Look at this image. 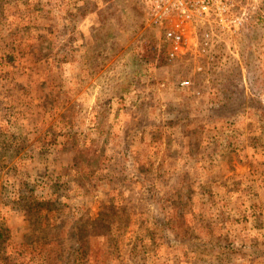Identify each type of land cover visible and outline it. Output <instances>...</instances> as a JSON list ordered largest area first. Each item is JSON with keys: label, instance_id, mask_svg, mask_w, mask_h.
<instances>
[{"label": "rangeland", "instance_id": "1", "mask_svg": "<svg viewBox=\"0 0 264 264\" xmlns=\"http://www.w3.org/2000/svg\"><path fill=\"white\" fill-rule=\"evenodd\" d=\"M146 17L0 0V264H264V0Z\"/></svg>", "mask_w": 264, "mask_h": 264}, {"label": "built area", "instance_id": "2", "mask_svg": "<svg viewBox=\"0 0 264 264\" xmlns=\"http://www.w3.org/2000/svg\"><path fill=\"white\" fill-rule=\"evenodd\" d=\"M144 5L147 11L146 20L158 28L169 46V57L181 51V22L190 19L223 20L233 5V0H135ZM204 18V19H203ZM205 36L209 32L204 33ZM187 84L186 80L180 81Z\"/></svg>", "mask_w": 264, "mask_h": 264}]
</instances>
